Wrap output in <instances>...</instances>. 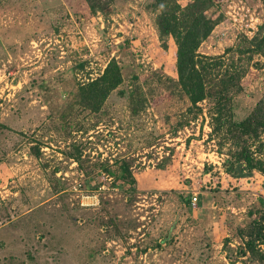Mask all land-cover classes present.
I'll return each instance as SVG.
<instances>
[{
    "label": "rangeland",
    "instance_id": "rangeland-1",
    "mask_svg": "<svg viewBox=\"0 0 264 264\" xmlns=\"http://www.w3.org/2000/svg\"><path fill=\"white\" fill-rule=\"evenodd\" d=\"M213 3L196 53L211 58L207 87L240 74V122L264 101L249 51L264 0ZM101 5L0 0V264H264L245 245L264 226V127L247 137L213 102L189 103L152 0ZM111 60L122 83L90 110L79 89Z\"/></svg>",
    "mask_w": 264,
    "mask_h": 264
},
{
    "label": "trees",
    "instance_id": "trees-1",
    "mask_svg": "<svg viewBox=\"0 0 264 264\" xmlns=\"http://www.w3.org/2000/svg\"><path fill=\"white\" fill-rule=\"evenodd\" d=\"M91 9L96 11L101 9L103 0H85ZM182 0H152V9L158 10L156 18L158 33L161 37L171 36L174 38L176 51V73L179 86L189 103L193 106L204 100L213 102L222 116L224 122L234 131H239L247 137L256 136L258 127H264V122L254 126L257 118H264V101L258 104L252 111L250 117L244 118L240 122L232 120L228 103L232 95L230 89H236L235 83L240 79L239 73L226 72L222 75L218 85L207 87L208 62L211 58H199L196 50L201 41L205 40L211 33L216 23L206 18V12L213 6V0H191L185 6H181ZM177 14L179 16H177ZM249 51L259 52L264 57V34L260 38L251 41ZM206 59L205 62L202 60ZM121 68L115 60H111L103 70L99 78L88 82L79 89V94L83 106L88 109L98 111L102 102L108 94L122 83ZM231 84V86H230ZM258 123V122H257ZM238 155H236V159ZM246 161V167L251 166L252 159L246 151L240 153ZM256 167H262V162H256ZM124 174H128L125 166L121 167ZM233 170L230 168L229 171ZM110 173V172H109ZM112 174V173H110ZM264 190V185H262ZM245 245L251 252L258 250V260L264 263V249L260 250V245H264V226L261 222L254 220L250 224Z\"/></svg>",
    "mask_w": 264,
    "mask_h": 264
},
{
    "label": "built area",
    "instance_id": "built-area-1",
    "mask_svg": "<svg viewBox=\"0 0 264 264\" xmlns=\"http://www.w3.org/2000/svg\"><path fill=\"white\" fill-rule=\"evenodd\" d=\"M192 201H193L192 203L195 204L196 198H193Z\"/></svg>",
    "mask_w": 264,
    "mask_h": 264
}]
</instances>
